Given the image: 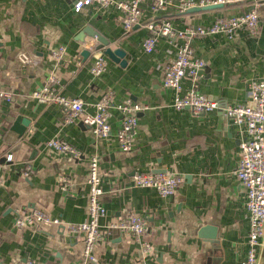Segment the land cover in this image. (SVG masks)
<instances>
[{
	"label": "crops",
	"instance_id": "crops-1",
	"mask_svg": "<svg viewBox=\"0 0 264 264\" xmlns=\"http://www.w3.org/2000/svg\"><path fill=\"white\" fill-rule=\"evenodd\" d=\"M74 0H0V89L13 99L0 97V264H241L246 256L248 216L244 188L234 176L238 160V128L220 111L194 115L188 108L174 109L173 90L162 84L163 69L175 49L160 37L152 52L143 47L151 34L148 24L168 19L174 28L210 25L256 9L260 24L255 36L237 30L232 39L223 33L197 37L194 55L206 62L199 90L220 106L246 101V83L264 76V0H241L213 9L180 12L175 6L154 11L140 4L141 16L129 30L114 7L97 11L89 6L73 9ZM176 3L177 0H171ZM104 38L111 49L120 47L125 65L110 60L98 49ZM64 48L61 59L53 52ZM87 50V54H82ZM38 60L21 64L17 54ZM102 55L106 68L93 77L90 67ZM55 76L53 86L65 97L94 103L110 92L112 102L129 97L147 104L139 113L130 151L123 152L114 135L94 136L80 122L65 123L60 105L38 103L36 88ZM191 80H182L181 93ZM91 110V108H90ZM29 120L21 133L16 118ZM114 134L118 112L110 119ZM57 137L81 152L77 159L48 149ZM10 156V161L5 156ZM99 158L100 201L106 227L126 215L143 216L147 230L142 239L151 246L140 250L131 235L112 229L94 246L96 261L83 262L79 238L60 233L52 224L16 226L15 209L37 208L62 222L87 218L88 160ZM31 171L27 174V167ZM164 171L183 174L173 196H160L152 187L134 184V172ZM69 180L61 190L59 176ZM264 241V238H263ZM259 264H264L260 255Z\"/></svg>",
	"mask_w": 264,
	"mask_h": 264
},
{
	"label": "built area",
	"instance_id": "built-area-1",
	"mask_svg": "<svg viewBox=\"0 0 264 264\" xmlns=\"http://www.w3.org/2000/svg\"><path fill=\"white\" fill-rule=\"evenodd\" d=\"M241 0H74L73 9L92 6L97 11L114 7L121 14L122 25L129 30L138 22L141 16L140 4L148 3L154 11H160L173 5L180 12L193 7H202L212 4H231ZM260 24V16L256 9L220 17L210 25H190L183 29H176L166 18H158L148 24L151 32L144 38L143 47L152 52L158 39L164 37L175 49L174 56L170 57L163 69L162 84L165 88L173 90L174 109L188 108L192 114L200 115L212 110L220 111L229 125L238 128L239 153L234 176L244 188V208L248 216V231L246 237V256L241 264H259L261 249L264 246V76L252 79L246 83V101L240 105H223L200 92L199 80L204 75L206 62L194 55L192 42L197 37L223 33L232 39L237 30H246L250 36H255ZM64 48L59 47L53 52L56 59H61ZM21 64L35 65L38 60L31 58L24 52L17 54ZM107 61L98 55L91 64L90 73L98 77L106 68ZM189 78L190 87L181 93L182 80ZM55 76L50 73L47 82L32 91L31 97L42 104L55 103L64 110V122H80L86 125L94 136L107 137L114 135L119 148L128 152L133 146L136 133L137 118L140 112L149 108L147 104L132 101L126 97L120 102H112V94H103L96 102L89 103L77 97H65L58 93L53 86ZM0 97L13 99V95L0 89ZM91 108V110H90ZM113 111L118 112L119 127L112 134L110 119ZM45 147L66 153L72 158L81 156L80 150L57 137L47 140ZM10 156H5L10 161ZM32 166L29 164L27 173ZM60 188L67 190L69 180L59 176ZM99 158L91 156L88 160V208L87 218L81 222H62L59 218L50 217L37 208L21 211L15 209L14 224L36 225L52 224L57 226L60 233L81 239L83 262L96 261L94 254L95 244L106 238L109 231L117 229L121 234L131 235L140 244L144 253L151 251L148 242L142 239L147 230V223L143 216L135 213L126 215L118 222L106 227L100 225V218L105 214V208L100 201L102 189L100 186ZM133 182L140 187H152L160 196H173L177 188L184 182L183 174L178 172H134ZM1 183V176H0ZM22 264H34L27 258Z\"/></svg>",
	"mask_w": 264,
	"mask_h": 264
},
{
	"label": "water",
	"instance_id": "water-1",
	"mask_svg": "<svg viewBox=\"0 0 264 264\" xmlns=\"http://www.w3.org/2000/svg\"><path fill=\"white\" fill-rule=\"evenodd\" d=\"M222 4H212V5H207V6H202V7H193L189 8L186 11L187 12H193V11H200V10H207V9H213L217 7H222ZM100 45L98 46V49H102L103 54H105L110 60H113L115 62H118L120 65H125L126 59L124 58L125 52L120 48H114L111 49L108 47V42L104 38H98ZM87 50H84L82 54H87ZM27 119L18 117L16 118L15 122L13 123V129L16 130L17 132L21 133L24 129V126L28 124ZM261 256L264 257V246L262 247L261 250ZM213 264H218L217 260H214Z\"/></svg>",
	"mask_w": 264,
	"mask_h": 264
},
{
	"label": "rangeland",
	"instance_id": "rangeland-1",
	"mask_svg": "<svg viewBox=\"0 0 264 264\" xmlns=\"http://www.w3.org/2000/svg\"><path fill=\"white\" fill-rule=\"evenodd\" d=\"M207 6V5H206ZM148 172H153V171H148ZM155 172V171H154ZM156 172H164V171H156ZM1 176V175H0ZM262 250V249H261Z\"/></svg>",
	"mask_w": 264,
	"mask_h": 264
},
{
	"label": "trees",
	"instance_id": "trees-1",
	"mask_svg": "<svg viewBox=\"0 0 264 264\" xmlns=\"http://www.w3.org/2000/svg\"><path fill=\"white\" fill-rule=\"evenodd\" d=\"M225 5H227V4H225Z\"/></svg>",
	"mask_w": 264,
	"mask_h": 264
}]
</instances>
